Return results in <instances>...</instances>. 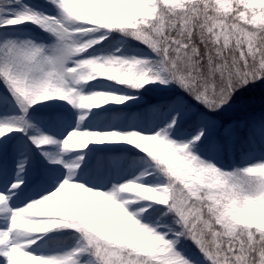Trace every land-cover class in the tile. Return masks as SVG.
Listing matches in <instances>:
<instances>
[{
  "label": "snow or ice",
  "instance_id": "obj_1",
  "mask_svg": "<svg viewBox=\"0 0 264 264\" xmlns=\"http://www.w3.org/2000/svg\"><path fill=\"white\" fill-rule=\"evenodd\" d=\"M0 264H264V0H0Z\"/></svg>",
  "mask_w": 264,
  "mask_h": 264
}]
</instances>
